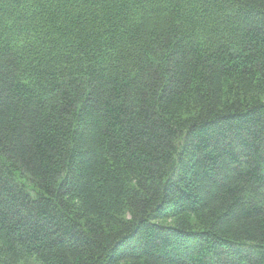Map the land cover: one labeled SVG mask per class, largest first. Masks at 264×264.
Listing matches in <instances>:
<instances>
[{
    "label": "trees",
    "instance_id": "1",
    "mask_svg": "<svg viewBox=\"0 0 264 264\" xmlns=\"http://www.w3.org/2000/svg\"><path fill=\"white\" fill-rule=\"evenodd\" d=\"M0 264H264V0H0Z\"/></svg>",
    "mask_w": 264,
    "mask_h": 264
}]
</instances>
